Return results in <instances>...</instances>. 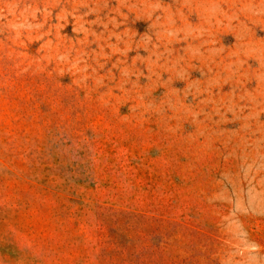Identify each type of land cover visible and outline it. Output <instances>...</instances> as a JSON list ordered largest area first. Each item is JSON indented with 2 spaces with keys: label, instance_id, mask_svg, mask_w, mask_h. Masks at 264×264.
Listing matches in <instances>:
<instances>
[{
  "label": "rangeland",
  "instance_id": "1",
  "mask_svg": "<svg viewBox=\"0 0 264 264\" xmlns=\"http://www.w3.org/2000/svg\"><path fill=\"white\" fill-rule=\"evenodd\" d=\"M0 264H264V0H0Z\"/></svg>",
  "mask_w": 264,
  "mask_h": 264
}]
</instances>
